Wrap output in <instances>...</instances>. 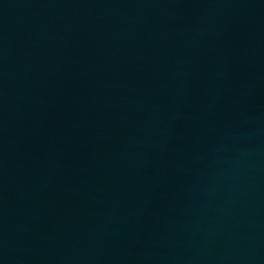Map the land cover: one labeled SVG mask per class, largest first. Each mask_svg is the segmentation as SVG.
Instances as JSON below:
<instances>
[{
    "label": "water",
    "instance_id": "water-1",
    "mask_svg": "<svg viewBox=\"0 0 264 264\" xmlns=\"http://www.w3.org/2000/svg\"><path fill=\"white\" fill-rule=\"evenodd\" d=\"M0 264H264V0H0Z\"/></svg>",
    "mask_w": 264,
    "mask_h": 264
}]
</instances>
